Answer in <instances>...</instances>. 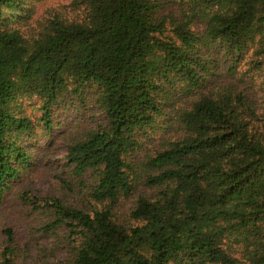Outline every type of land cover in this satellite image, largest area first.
Wrapping results in <instances>:
<instances>
[{
	"label": "trees",
	"instance_id": "trees-1",
	"mask_svg": "<svg viewBox=\"0 0 264 264\" xmlns=\"http://www.w3.org/2000/svg\"><path fill=\"white\" fill-rule=\"evenodd\" d=\"M39 1L0 0V200L31 165L23 98L47 130L67 101L101 116L66 149L92 206L20 193L63 230L43 264H264V0H70L23 28Z\"/></svg>",
	"mask_w": 264,
	"mask_h": 264
},
{
	"label": "rangeland",
	"instance_id": "rangeland-1",
	"mask_svg": "<svg viewBox=\"0 0 264 264\" xmlns=\"http://www.w3.org/2000/svg\"><path fill=\"white\" fill-rule=\"evenodd\" d=\"M165 10H176L173 0ZM70 0L39 1L23 28L31 29L51 9L66 6ZM39 99L36 97L21 100L22 112L32 121L31 138L27 142L31 153V165L21 169L19 177L11 181L9 189L0 200V254L4 236L2 231L10 228L14 236V264H43L44 262L60 261L65 257L64 250L59 248L55 234L63 233L62 229L42 231L41 226L48 223L52 216L45 210H34L20 200V193L30 191L37 197H57L79 207L89 208L93 200L87 195L88 177L76 175L66 159L67 145L84 136L101 118L90 106H62L56 110L53 127L47 130L39 122L41 111L38 109ZM166 132V136L171 134ZM157 143V142H156ZM155 143V144H156ZM160 143V142H159ZM157 145H146L145 151ZM130 202L120 198L116 203L115 212L124 218Z\"/></svg>",
	"mask_w": 264,
	"mask_h": 264
}]
</instances>
